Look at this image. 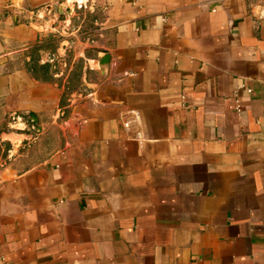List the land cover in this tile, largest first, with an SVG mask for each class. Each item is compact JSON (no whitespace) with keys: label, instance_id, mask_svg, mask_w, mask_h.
I'll use <instances>...</instances> for the list:
<instances>
[{"label":"crops","instance_id":"obj_1","mask_svg":"<svg viewBox=\"0 0 264 264\" xmlns=\"http://www.w3.org/2000/svg\"><path fill=\"white\" fill-rule=\"evenodd\" d=\"M0 264H264V0H0Z\"/></svg>","mask_w":264,"mask_h":264},{"label":"rangeland","instance_id":"obj_2","mask_svg":"<svg viewBox=\"0 0 264 264\" xmlns=\"http://www.w3.org/2000/svg\"><path fill=\"white\" fill-rule=\"evenodd\" d=\"M73 15L74 14L72 13V16ZM83 19L84 15L77 12L73 19L72 25V31L77 30L81 25L83 26L80 30L82 39L89 35L85 34V32L94 30V28L97 26L94 20H92L91 16L88 15L85 20ZM62 20H64V18H62ZM51 38L52 39H48L50 42L37 45L38 47H41V50H38L33 54L31 53L33 47H31L26 51L13 55L8 61V68L15 69L23 67L28 70V68H30L32 65V59H34V61L39 65L49 64V75L51 76L52 71L59 72L58 77L55 78L56 83L58 84V87L63 90V95L65 98H67L69 97L68 95L78 92L82 86V62H74L71 49H69L65 55L63 53L60 54V48L64 44L61 42L62 37H60L59 33H56L54 39L53 37ZM3 127L4 125L1 126V128Z\"/></svg>","mask_w":264,"mask_h":264},{"label":"trees","instance_id":"obj_3","mask_svg":"<svg viewBox=\"0 0 264 264\" xmlns=\"http://www.w3.org/2000/svg\"><path fill=\"white\" fill-rule=\"evenodd\" d=\"M40 48L41 47L34 46L32 48L31 53L33 54L38 50H41ZM31 61H32V65L30 66V68H28V72H30V74L34 79H36L37 81H47L51 79V76L49 75V71H50L49 64L39 65L37 62L34 61V59H32ZM64 104H65V96L63 95L60 105L63 107ZM18 116L23 117L24 121L27 122L29 126L31 127L35 126V122H33V120L31 119L32 116H35L33 113H29V114L18 113L16 116H9L8 122L16 121ZM36 129L37 128L35 126V129L33 130Z\"/></svg>","mask_w":264,"mask_h":264},{"label":"water","instance_id":"obj_4","mask_svg":"<svg viewBox=\"0 0 264 264\" xmlns=\"http://www.w3.org/2000/svg\"><path fill=\"white\" fill-rule=\"evenodd\" d=\"M76 9V6H70L69 3L68 4H63L60 8V14L63 16H69L72 15V13H74V10ZM101 66H104L106 64H108L110 62V58L108 55L101 57ZM32 120L34 122H37V119L35 117H32Z\"/></svg>","mask_w":264,"mask_h":264},{"label":"built area","instance_id":"obj_5","mask_svg":"<svg viewBox=\"0 0 264 264\" xmlns=\"http://www.w3.org/2000/svg\"><path fill=\"white\" fill-rule=\"evenodd\" d=\"M183 99H185V96L183 97ZM129 126H130V123L126 121L125 122V127L129 128Z\"/></svg>","mask_w":264,"mask_h":264}]
</instances>
